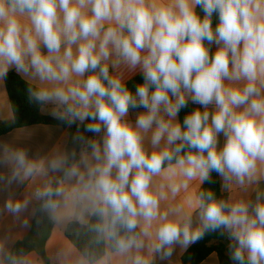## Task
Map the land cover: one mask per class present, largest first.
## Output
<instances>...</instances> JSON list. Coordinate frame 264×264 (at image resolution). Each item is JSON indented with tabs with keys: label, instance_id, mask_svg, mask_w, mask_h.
<instances>
[{
	"label": "clouds",
	"instance_id": "obj_1",
	"mask_svg": "<svg viewBox=\"0 0 264 264\" xmlns=\"http://www.w3.org/2000/svg\"><path fill=\"white\" fill-rule=\"evenodd\" d=\"M12 68L36 82L30 97L78 129L79 161L61 154L48 165L71 183L36 193L45 209L71 201L132 264H146L145 240L170 256L219 229L235 241L236 264H264L261 194L253 203L200 190L212 173L223 188L264 177V0H0V77ZM124 69L142 75L135 91ZM189 103L198 107L181 123ZM12 159L14 175L42 171L23 151Z\"/></svg>",
	"mask_w": 264,
	"mask_h": 264
},
{
	"label": "crops",
	"instance_id": "obj_2",
	"mask_svg": "<svg viewBox=\"0 0 264 264\" xmlns=\"http://www.w3.org/2000/svg\"><path fill=\"white\" fill-rule=\"evenodd\" d=\"M213 47L215 50V45ZM9 72L18 74L14 68L9 69ZM139 74L138 71L133 73L124 69L126 82ZM18 75L36 87V82L28 76ZM51 112L52 106L44 104L42 114L56 119L51 115ZM138 112L130 111L129 119L132 122L135 121ZM13 117L5 77H0V121H11ZM220 139L222 143L223 137L221 136ZM69 142L68 128L59 125H34L16 129L0 137V264L4 263L6 256L16 243L29 234L36 214V205L41 200L36 196L37 191L43 190L49 184L52 186L54 183H58V187H61L71 183L65 181L64 178L61 179L62 172L51 171L48 168L49 162L58 155H68ZM17 151H23L26 159L41 164L42 171L31 176H25L23 171H20L19 175H14L17 166L12 156ZM81 153L77 161H79ZM223 184L224 181L220 177L221 191L229 201L245 200L254 203L258 193L261 194V199L264 200V177L259 182L244 186H240L234 181L228 188H223ZM179 199L180 197H177V200L173 203H176ZM56 201L57 208L49 210L50 216L55 221V227L46 245L49 264H81L86 258L68 240L66 229L71 222L88 224L92 217H87L88 223H82L78 218L79 209L74 208L71 201H65L63 197H56ZM17 202L27 204V207L19 213L10 212L7 204ZM162 207H166V205L162 204ZM193 219H197L195 213H193ZM144 243L145 248L141 250L140 255L145 258L146 264H183L182 260L185 253L195 242L186 247L179 244L173 245L170 256L152 252L148 247L150 242L145 240ZM107 248L108 252L104 257V264H132L128 257L110 251L109 243H107ZM21 262L22 264H44L42 258L36 252L29 253ZM89 264L91 263L89 262ZM202 264H220V260L218 255L214 253Z\"/></svg>",
	"mask_w": 264,
	"mask_h": 264
},
{
	"label": "trees",
	"instance_id": "obj_3",
	"mask_svg": "<svg viewBox=\"0 0 264 264\" xmlns=\"http://www.w3.org/2000/svg\"><path fill=\"white\" fill-rule=\"evenodd\" d=\"M215 23V20H214ZM214 51V47L212 46ZM141 74L129 80L127 86L135 91L138 82H142ZM5 85L9 95L13 120L0 121V137L5 136L16 129L26 128L34 125H59L68 128L70 134V142L68 147L69 163L78 160L82 151L79 143L73 141V137L77 134V125L68 126L59 119H53L42 114L44 104L30 97L28 89L31 87L35 90V86L25 81L15 72H9L5 76ZM197 105L189 103L188 107L182 109L178 114L182 123L184 116L194 110ZM143 111V109L131 110V112ZM87 123V121H85ZM79 133L85 137H92L93 134L86 132L81 125ZM75 152L73 157L71 154ZM64 178L62 175L61 179ZM212 182H205L201 190L213 191L217 198L228 200L220 187V176L216 173L211 174ZM53 188L58 187V183L52 185ZM56 200V197L53 198ZM45 200L41 199L36 205V214L31 225L29 234L22 240L18 241L13 249L6 256L3 264H9L8 257L14 256L18 260L24 259L31 252H36L43 260L44 264H49L46 255V245L55 227V221L49 214V209L43 207ZM97 222L96 217H92L88 224H80L71 222L66 229V237L81 252V254L93 264L94 261L104 258L108 252L107 242L97 239V234L91 230V225ZM230 233L225 229L216 231H207L202 238L188 249L183 257V264H202L210 255L216 253L219 257L220 264H233L231 258L227 254V248L234 244ZM110 245V244H109ZM110 251L116 252L115 249L109 248Z\"/></svg>",
	"mask_w": 264,
	"mask_h": 264
},
{
	"label": "water",
	"instance_id": "obj_4",
	"mask_svg": "<svg viewBox=\"0 0 264 264\" xmlns=\"http://www.w3.org/2000/svg\"><path fill=\"white\" fill-rule=\"evenodd\" d=\"M234 244H235V243H234ZM234 244H232V245H234ZM232 245H231V246H232ZM227 254H228L229 257L231 258L233 264H236V262L232 259V256H231V247H230V246L227 248Z\"/></svg>",
	"mask_w": 264,
	"mask_h": 264
}]
</instances>
